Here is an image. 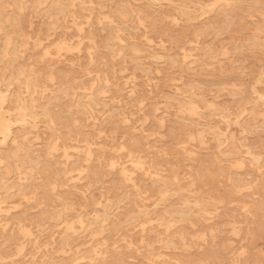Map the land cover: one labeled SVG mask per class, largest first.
Returning a JSON list of instances; mask_svg holds the SVG:
<instances>
[{
    "label": "rangeland",
    "instance_id": "374dc122",
    "mask_svg": "<svg viewBox=\"0 0 264 264\" xmlns=\"http://www.w3.org/2000/svg\"><path fill=\"white\" fill-rule=\"evenodd\" d=\"M61 1L0 0V264H264V0Z\"/></svg>",
    "mask_w": 264,
    "mask_h": 264
},
{
    "label": "bare ground",
    "instance_id": "6f19581e",
    "mask_svg": "<svg viewBox=\"0 0 264 264\" xmlns=\"http://www.w3.org/2000/svg\"><path fill=\"white\" fill-rule=\"evenodd\" d=\"M59 1H61V0H59ZM62 1H63V0H62ZM62 1H61V2H62ZM82 1H83V0H82ZM63 2H64V1H63ZM63 2H62V3H63ZM67 2H68V1H66V3H67ZM86 2H87V1H86ZM64 3H65V2H64ZM77 3H78V2H77ZM77 3H75V4H77ZM93 3L95 4L96 2L93 1ZM37 4H38V3H37ZM52 4H53V3H52ZM52 4H51V6H53ZM59 4H60V2H59ZM54 6H55V5H54ZM77 7H78V6H75V8H77ZM86 7H87V6H86ZM94 7H95V6H94ZM75 8H74V9H75ZM1 10H2V9H1ZM1 10H0V11H1ZM75 10H77V9H75ZM75 10H73L72 12H74ZM86 11H88V10H86ZM3 12H4V11H3ZM75 12H77V11H75ZM49 13H50V12H49ZM90 13H91V12H90ZM47 14H48V13H47ZM80 15H82V14H80ZM80 15H78V16H80ZM126 15H127V14H126ZM2 16H3V14H2ZM73 16H74V15H73ZM129 16H130V15H129ZM58 17H59V16H58ZM74 17H77V16H74ZM74 17H73V18H74ZM87 17H88V16H87ZM6 18H7V17H6ZM71 18H72V17H71ZM73 18H72V19H73ZM79 19H80V17H79ZM58 20H59V18H58ZM73 20H74V19H73ZM7 21H8V20H7ZM65 21H66V20H65ZM74 21H75V20H74ZM79 21H80V20H79ZM11 22H12V21H11ZM54 22H55V21H54ZM70 22H71V20H70ZM80 22H81V21H80ZM80 22H79V23H80ZM7 23H8V22H7ZM52 23H53V21H52ZM74 23H75V22H74ZM77 23H78V21H77ZM79 23H78V24H79ZM83 23H84V22H83ZM11 24H12V23H11ZM11 24H10V25H11ZM13 24H14V23H13ZM20 26H21V25H20ZM1 27H2V26H1ZM3 27H4V26H3ZM12 27H13V26H12ZM12 27H10V28H12ZM55 27H56V25H55ZM4 28H5V27H4ZM10 28H9V29H10ZM10 32H11V31H9V33H10ZM3 33H4V32H3ZM13 38H14V37H13ZM13 38H12V39H13ZM14 42H15V41H14ZM10 44H11V46H12V43H10ZM13 44H14V43H13ZM91 46H92V45H91ZM9 47H10V46H9ZM9 47H8V48H9ZM11 49H12V48H11ZM14 49H15V47L13 48V50H14ZM15 50H16V49H15ZM8 52H9V51H8ZM14 52H15V51H14ZM1 56H2V55H1ZM11 56H12V52H11L10 57H11ZM58 57H59V56H58ZM58 57H57V58H58ZM93 57H94V56H93ZM1 58H2V57H1ZM8 58H9V57H8ZM9 59H10V58H9ZM6 60H7V59H6ZM6 60H4V61H6ZM12 60H13V59H12ZM51 60H53V59H51ZM14 61H15V60H14ZM51 63H52V62H51ZM7 67H8V66H7ZM13 67H16V66H13ZM8 68H9V67H8ZM8 68H7V69H8ZM11 70H12V69H11ZM53 74H55V73H53ZM11 75H12V74H11ZM12 76H13V75H12ZM68 78H69V77H68ZM92 78H93V77H92ZM90 79H91V78H90ZM45 81H46V80H45ZM24 82H25V81H24ZM41 82H42V81H41ZM54 82H55V80H54ZM56 83H57V82H56ZM102 83H103V82H102ZM63 85H64V84H63ZM96 85H97V84H96ZM102 86H103V85H102ZM70 88H71V87H70ZM23 89H24V88H23ZM53 89H54V88H53ZM63 89H64V88H63ZM72 89H73V88H72ZM54 90H55V89H54ZM105 91H107V90H105ZM8 92H9V91H8ZM96 92H97V91H95L94 93H96ZM24 93H25V92H24ZM11 94H13V93H11ZM87 95H88V94H87ZM54 96L56 97L55 94H54ZM54 96H53V97H54ZM55 97H54V98H55ZM87 97H88V96H87ZM95 97H96V96H95ZM98 97H99V96H98ZM7 98H8V97H7ZM36 98H37V97H36ZM85 99H87V98H85ZM97 99H98V98H97ZM5 101H7V100H5ZM73 101H74V100H73ZM179 101H180V100H179ZM46 102H47V101H46ZM75 102H77V101H75ZM80 102H81V101H80ZM80 102H79V103H80ZM86 102H87V101H86ZM172 102H173V101H172ZM72 103H74V102H72ZM87 103H88V102H87ZM103 103H105V102H103ZM175 103H176V102H175ZM180 103H181V101H180ZM185 103H186V101H185ZM22 104H23V103H22ZM35 104H36V103H35ZM80 104H81V103H80ZM100 104H101V103H100ZM100 104L98 103V105H100ZM69 105H71V104H69ZM74 105H75V104H74ZM101 105H102V104H101ZM24 106H25V105H24ZM48 106H49V105H48ZM75 106H77V105H75ZM80 106H81V105H80ZM6 107H8V106H6ZM9 107H10V106H9ZM25 108H26V107H25ZM27 108H28V106H27ZM10 109H11V108H10ZM78 109H79V108H78ZM5 110H6V109H5ZM48 110H49V108H48ZM92 110H95V109H92ZM27 111H28V110H27ZM52 111H53V110H52ZM8 112H9V110H8ZM28 112H29V111H28ZM32 112H34V111H32ZM53 112H55V111H53ZM56 112H57V111H56ZM0 113H1V112H0ZM36 114H38V113H36ZM41 115H42V113H41ZM29 116H30V115H29ZM33 116H35V115H33ZM58 116H59V115H58ZM4 117H5V116H4ZM42 117H43V115H42ZM65 117H66V116H65ZM20 118H21V117H20ZM22 118H23V117H22ZM46 118H47V117H46ZM56 118H57V117H56ZM70 118H71V117H70ZM8 119H9V118H8ZM77 119H78V118H77ZM5 120H6V119H5ZM68 120H69V119H68ZM83 120H84V119H83ZM19 122H20V121H19ZM22 122H23V121H22ZM68 123H69V122H68ZM64 125H65V124H64ZM64 125L62 124V126H64ZM65 126H66V125H65ZM75 127H77V126H75ZM0 129H1V128H0ZM2 130H3V129H2ZM54 130H55V129H54ZM62 131H63V130H62ZM62 131L60 132V134L62 133ZM3 132H4V131H3ZM11 133H12V132H11ZM1 134H2V133H1ZM60 134H59V136H60ZM57 136H58V135H57ZM63 136H64V135H63ZM63 136H60V137H63ZM6 137H7V136H5V134H4V135L2 136L1 139H2V140H5ZM19 137H20V136H19ZM60 137H59V138H60ZM83 137H84V136H83ZM57 138H58V137H57ZM72 138H73V137H72ZM73 139H74V138H73ZM78 142H79V141H78ZM68 143H69V142H68ZM66 144H67V143H66ZM69 144H70V143H69ZM71 146H74V145H71ZM68 147H69V146H68ZM8 149H12V148H8ZM53 149H54V148H53ZM20 150H23V149H20ZM2 151H3V150H2ZM11 151H12V150H11ZM11 151H10V152H11ZM0 153H1V152H0ZM26 153H27V152H26ZM49 153H51V152H49ZM52 153H53V152H52ZM57 153H58V152H57ZM7 154H8V151H7ZM9 154H10V153H9ZM46 154H47V153H46ZM55 154H56V153H55ZM67 154H68V153H67ZM22 155H23V154H22ZM28 155H29V153H28ZM44 155H45V154H44ZM57 155H58V154H57ZM80 155H81V154H80ZM2 156H3V155H2ZM7 156H8V155H7ZM18 156H20V155H18ZM23 156H24V155H23ZM33 156H34V155H33ZM45 156H46V155H45ZM71 156H74V155L71 154ZM81 156H82V155H81ZM20 157H21V156H20ZM28 157H32V156H28ZM32 158L36 159L35 157H32ZM32 158H30V159H32ZM46 158H47V157H46ZM75 158H77V156H75ZM0 159H1V158H0ZM3 159H4V157H3ZM8 159H9V156H8ZM10 159H11V156H10ZM14 159H15V158H14ZM55 159H56V158L54 157V161H55ZM6 160H7V159H6ZM28 160H29V159H28ZM28 160H27V161H28ZM24 161H25V160H24ZM54 161H52V162H54ZM93 161H94V160H93ZM1 162H2V161H1ZM7 162H8V161H7ZM18 162H19V161H18ZM41 162H42V161H41ZM49 162H50V160H49ZM52 162H50V164H51ZM55 162H57V161H55ZM61 162H62V161H61ZM69 162H70V164H71V163L73 162V159H72L71 161H69ZM8 163H10V162H8ZM62 163H63V162H62ZM101 163H102V162H101ZM57 164H58V163H57ZM63 164H64V163H63ZM70 164H68V165L70 166ZM22 165H23V164H22ZM66 166H67V165H66ZM25 167H26V166H25ZM39 167H40V166H39ZM8 168H9V167H8ZM22 168H23V166H22ZM37 169H38V168H37ZM70 169H71V168H70ZM8 170H9V169H8ZM68 170H69V169H68ZM92 170H93V169H92ZM28 172H29V171H28ZM91 172H92V171H91ZM1 174H2V173H1ZM89 177H90V176H89ZM10 178H11V177H10ZM10 178H9V179H10ZM11 180H13V179H11ZM22 180H23V179H22ZM24 181H25V180H24ZM30 181H31V180H30ZM11 182H12V181H11ZM22 182H23V181H22ZM13 183H14V181H13ZM44 183H45V182H44ZM59 183H60V182H59ZM20 184H22V183H20ZM24 184H25V183H24ZM87 184H88V183H87ZM26 185H27V184H26ZM29 185H31V184H29ZM16 186H17V185H16ZM31 186H32V185H31ZM25 187H26V186H25ZM31 188H32V187H31ZM31 188H30V189H31ZM14 191H16V190H14ZM14 191H13V192H14ZM0 193H2V192H0ZM30 193H31V192H30ZM13 194H15V193H13ZM21 195H22V194H21ZM23 195H24V193H23ZM9 198H10V197H9ZM7 205H8V203H7ZM97 210H98V209H97ZM106 210H107V209H106ZM166 212H167V211H166ZM81 214H82V212H81ZM67 216H68V215H67ZM2 218H3V217H2ZM177 219H178V218H177ZM168 222H169V221H168ZM95 224H96V222H95ZM97 225H98V224H97ZM91 227H92V226H91ZM94 227H95V226H94ZM94 227H93V228H94ZM99 229H100V228H99ZM96 230H97V229H96ZM97 231H98V230H97ZM97 233H98V232H97ZM6 236H7V235H6ZM97 236H98V235H97ZM65 239H66V237H65ZM15 242H16V241H15ZM15 242H14V244H15ZM25 242H26V239H25ZM1 250H2V249H1ZM13 253H14V252H13ZM2 255H3V254H2ZM7 264H8V262H7Z\"/></svg>",
    "mask_w": 264,
    "mask_h": 264
}]
</instances>
